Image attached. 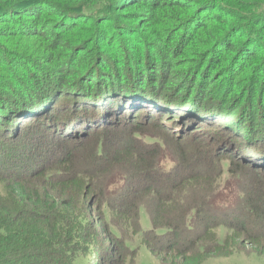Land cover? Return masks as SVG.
I'll return each mask as SVG.
<instances>
[{"label": "trees", "instance_id": "trees-1", "mask_svg": "<svg viewBox=\"0 0 264 264\" xmlns=\"http://www.w3.org/2000/svg\"><path fill=\"white\" fill-rule=\"evenodd\" d=\"M55 26L57 33L49 30ZM48 69L55 72L45 79L42 70ZM263 71L264 0H0V113L5 120H15L5 99L14 103L12 110L22 112L32 111L39 101L47 105L44 86L49 80L64 99L85 103L79 113L87 119L106 110V90L119 109L126 111L137 101L153 110L147 88L156 90L158 99L175 100L174 94L184 93L179 101L191 109L183 115L196 110L202 119L206 106L216 101L223 102L220 113L231 103L264 105L256 91H240L242 83L251 85ZM221 73L234 74L227 78L229 88L216 98L210 88ZM83 86L94 94L103 92L97 96L99 103L91 107L72 96L74 88ZM128 89L140 90L141 96L126 98ZM55 108L43 126H59L64 116ZM256 112L248 128L245 120L231 125L236 137L224 132L222 144L247 148L253 156L264 154L256 152L264 149ZM27 115L35 121L41 118ZM136 130L128 135L129 148L120 143L109 148V162L105 134L86 140L80 134L84 147L66 160L52 162L37 174L31 170L15 175L11 169L2 174L7 197L0 195V264H126L135 252L122 233L129 224H135L153 256L170 259L171 264H204L211 257L230 256L241 246L264 256V228L256 229L264 219L260 173L251 170L243 184L244 209L230 203L216 206L211 193L217 179L223 174L235 177L243 170L240 164L225 166L224 157L211 156L193 176L185 175L188 156L181 147L174 162L159 163L163 139ZM243 135L251 143L235 140ZM93 148L96 151L88 155ZM114 168L122 172L121 180L110 190L99 186L100 176ZM91 200L93 206L88 205ZM90 207L97 210L102 234L82 220ZM144 215L150 221L147 229ZM221 228L228 231L223 241ZM104 237L115 256L101 260Z\"/></svg>", "mask_w": 264, "mask_h": 264}, {"label": "rangeland", "instance_id": "rangeland-1", "mask_svg": "<svg viewBox=\"0 0 264 264\" xmlns=\"http://www.w3.org/2000/svg\"><path fill=\"white\" fill-rule=\"evenodd\" d=\"M65 26L67 27L68 25ZM49 30L53 33H57L60 29L55 26L49 28ZM60 35L63 36L62 34ZM251 52L252 51H249L246 54H251ZM31 55H34V57L37 56L35 53H32ZM21 58L22 57H20V59ZM247 58L248 55L245 60ZM22 61L23 60H21V62ZM33 63L38 67L41 66L42 69V64ZM258 67L259 66L257 65V68ZM48 70H46V72L42 70L45 79H47L48 76L52 77V72H55L52 69V72ZM233 74L234 73H227L226 75H224V73L219 74L215 79L214 86L210 88L211 94L213 96L215 95L216 98L218 96L221 97L223 93L222 90L229 86L227 78ZM252 74L254 73L252 72ZM45 75L47 77H45ZM160 75L162 76V74H158L161 78ZM255 80L256 82L251 85L245 83V87L242 83L241 85L243 88L241 86L240 91L244 92L246 95L249 90L256 91L257 97H259L261 101H264V71L259 77L257 76ZM50 84L51 82L49 80L44 86V89H46V93L49 96V101L48 98L46 99L47 105H43L44 103L39 101L35 109L32 111L24 112L25 110H23L22 112L20 110H12L14 103L8 101L9 99L3 100V103H7L6 105L11 107L10 111L14 112L15 120H5L6 116H2L3 114L0 113L1 119H4L0 123L3 124L2 127H0V179L2 178V174H9L10 169L14 171L15 175L29 172L31 170H33L34 174H37L42 170L44 171L47 169L52 162L55 163L63 161V159L66 160L72 152L84 147V141L79 137L80 134L83 135V138L85 137V140L96 138L97 134L100 133L105 134L106 144L108 145L107 159L109 162V148L117 146L119 143L121 147L129 148L131 144L127 141L128 135H132L133 130H136L139 127V129L145 134L142 136L147 135L146 137L162 138L166 142L165 143L161 139L165 146L159 154V163L174 162L177 155L181 154L178 149V147H181L182 151L188 156V162L183 166V169L186 170L185 175L197 173L200 166H202V163L211 162V156L214 157V159L224 157L225 159L222 163H224L225 166L228 165L227 163L241 165L243 170L235 177L223 174V177L217 179L215 183L217 189H215V192L211 193L212 200L216 202V206L230 203L232 207L237 208V210L244 209V205L246 204L243 203V184L248 180L251 170H253L256 175H259L258 173H260L262 178L261 186H264V168H261V163L264 161V154H254L255 156H253L250 153L251 151L247 148H238L235 144H228L226 141V145L225 143L222 144V140H224L223 133L232 131L230 129L231 125L235 126L237 122V124H240L245 120V127H249L248 124L254 116L252 112L255 108L257 109V112L255 113L256 126L258 130L260 129V131L263 132L264 128L262 127V123L264 120V105H262V103L260 105V102L256 103L257 106L254 107L251 105L244 107L242 106L243 102H240L239 104L231 103L225 112L220 113L222 112L220 106H223V102L216 101L212 105H205V115L202 116V119H199L196 110H192L191 113L189 112L187 114L188 116L183 115L191 109L188 104L184 106V101H179V98L185 97L184 93L174 94L175 100L173 98L165 99V97L163 99H158V92H156V90L154 92V89L147 88L144 92L146 93L147 99L150 101L149 104H152V108H154L152 110L151 108L149 109V106H142V104L134 101L141 96V93H139L140 90L128 89V93L125 94L127 96L126 98H131L134 102L129 104L127 106L128 110L125 111L124 109H119L117 100H114L110 91L106 90V93H102L105 94L104 98L105 101H107L106 105L109 108L106 106V110H99L101 113L100 116L97 117L93 114V116H89L90 119H87L82 113H79L84 108L85 103H82L81 105V102L78 100L71 101L64 99L62 97L64 94L57 92V88L52 84L50 86ZM177 86L178 84L176 87ZM202 90L203 89H201V91ZM72 91V96H77L80 99L86 100V105L88 104L91 107L95 106L94 104L99 103L97 101V96H99L98 94H102L91 93L87 86H83V88H74ZM201 91L198 95H200ZM52 107H56V111H58L61 116H64L57 128L49 124V122L44 126L42 124L44 119L49 118V113L51 112ZM239 107H241L242 110H239ZM30 112L32 113V116L35 117L41 115V118H39L40 120L35 121L34 119L28 118L30 115L27 114ZM236 115H238L237 118ZM231 118L235 119L232 121ZM238 118L239 120H237ZM234 126L232 127L233 129ZM261 132L259 137H261ZM232 134L235 135V129L232 131ZM243 136H241L239 140L238 138L235 140L241 141V143H251L245 135ZM235 137L236 135L234 138ZM256 137L258 139L257 142L259 143L260 138L258 136ZM183 144L186 145L182 146ZM253 148L256 147L253 146ZM260 150L264 149H257L256 152H261ZM94 151H96L95 148L89 150L88 155H91ZM233 167L234 166H232V170L236 171ZM103 175L104 176H100L103 180H100L99 186L111 188V184L113 186L115 185V181L121 180L122 176L120 175H122V172L119 168H114L110 173ZM5 185L6 184L0 180V195L2 197H7ZM120 185H122V190H124V185L122 183ZM89 186L93 188L94 183L90 182ZM94 188L96 191V187ZM109 188L108 190H110ZM189 195L190 193L188 192V196ZM206 198H208L207 195ZM90 202L91 204L88 205L93 206V200ZM86 212V220L85 217H82L84 224L86 225V221L89 222L92 230L102 234V228L96 216L97 210L90 207ZM142 221L146 229L150 227V221L147 215L143 216ZM256 226L257 231L260 232L261 229L264 228V219L257 222ZM124 229L125 230H122V233L131 245L132 250L135 251L133 252V256L128 258L126 264H171L170 259L164 261V258L155 257L151 254L143 243L141 235L137 234L135 224H129L125 226ZM227 233L228 231L223 228L218 231L219 237L222 241ZM104 241H106L105 237L101 242L103 245L102 249L106 246L105 250L101 251V260L103 257L111 256L112 253L115 256V252L110 250V244ZM110 262L112 261H108L109 264ZM204 264H264V256L255 253L251 248L241 246L230 256L211 257L206 260Z\"/></svg>", "mask_w": 264, "mask_h": 264}]
</instances>
